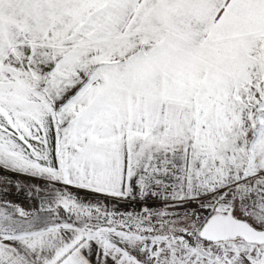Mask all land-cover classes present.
Listing matches in <instances>:
<instances>
[{"label": "snow or ice", "instance_id": "1", "mask_svg": "<svg viewBox=\"0 0 264 264\" xmlns=\"http://www.w3.org/2000/svg\"><path fill=\"white\" fill-rule=\"evenodd\" d=\"M93 257L264 264V0H0V264Z\"/></svg>", "mask_w": 264, "mask_h": 264}, {"label": "crops", "instance_id": "2", "mask_svg": "<svg viewBox=\"0 0 264 264\" xmlns=\"http://www.w3.org/2000/svg\"><path fill=\"white\" fill-rule=\"evenodd\" d=\"M13 199H15V197H13ZM95 259H96V258H95V257H93V260H94V264H95Z\"/></svg>", "mask_w": 264, "mask_h": 264}]
</instances>
